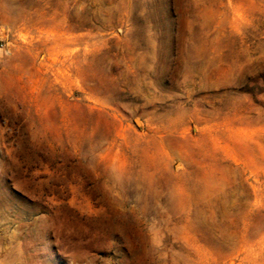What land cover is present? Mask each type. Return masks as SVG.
<instances>
[{"label": "rangeland", "instance_id": "rangeland-1", "mask_svg": "<svg viewBox=\"0 0 264 264\" xmlns=\"http://www.w3.org/2000/svg\"><path fill=\"white\" fill-rule=\"evenodd\" d=\"M0 264H264V0H0Z\"/></svg>", "mask_w": 264, "mask_h": 264}]
</instances>
